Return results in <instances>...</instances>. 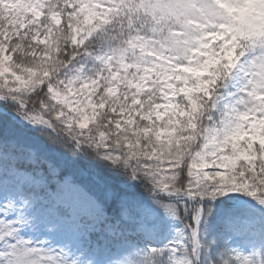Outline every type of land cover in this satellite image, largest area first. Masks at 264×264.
I'll return each instance as SVG.
<instances>
[{"label":"snow or ice","instance_id":"6c2138e0","mask_svg":"<svg viewBox=\"0 0 264 264\" xmlns=\"http://www.w3.org/2000/svg\"><path fill=\"white\" fill-rule=\"evenodd\" d=\"M0 264H264V0H0Z\"/></svg>","mask_w":264,"mask_h":264}]
</instances>
